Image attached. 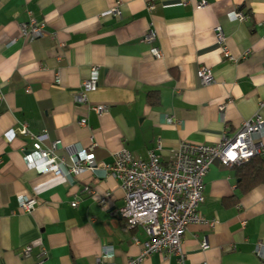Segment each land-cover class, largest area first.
Here are the masks:
<instances>
[{
    "label": "crops",
    "instance_id": "0c3cea01",
    "mask_svg": "<svg viewBox=\"0 0 264 264\" xmlns=\"http://www.w3.org/2000/svg\"><path fill=\"white\" fill-rule=\"evenodd\" d=\"M118 1L117 24L102 27ZM236 13L245 21L232 20ZM31 21L42 37H32ZM150 33L155 41L148 43ZM203 67L213 72L207 87L198 79ZM94 68L98 89L84 103L82 85ZM262 104L264 0H0V264H128L141 255L134 240L148 241L142 228L130 230L114 214L124 196L115 178L29 170L23 150L33 151L31 136L46 135L45 149L61 142L56 157L68 166L93 143L100 167L124 151L146 161L158 143L168 166L183 143L216 145L258 113L264 121ZM236 174L218 161L210 167L203 222L188 229L184 264H264L255 252L264 247V185L242 196ZM23 198L40 206L23 214ZM27 246L31 257L23 261ZM142 264L180 261L154 254Z\"/></svg>",
    "mask_w": 264,
    "mask_h": 264
},
{
    "label": "built area",
    "instance_id": "2783aa9c",
    "mask_svg": "<svg viewBox=\"0 0 264 264\" xmlns=\"http://www.w3.org/2000/svg\"><path fill=\"white\" fill-rule=\"evenodd\" d=\"M121 1H118L112 9L110 17L100 18L102 27H113L121 17ZM206 3L198 5L197 9L202 10ZM243 13H236L232 16L234 21H245ZM30 34L37 39L42 37V27L35 21H31ZM26 26L24 33L26 34ZM216 39L223 47L224 55L229 56L225 46L223 29H215ZM148 43L155 41V35L150 33L145 38ZM152 54L156 59H161L159 49H153ZM98 69H92V79L82 85V102L86 103L88 95L98 89ZM198 79L203 87L214 83L213 72L206 68H200ZM59 83V79H57ZM264 109V104L260 110ZM97 113L107 111L105 107L94 109ZM224 108L220 109L223 113ZM85 121L81 124L85 125ZM172 123V120L167 122ZM22 135H29L26 128L21 129ZM14 132L7 134V141L15 138ZM34 145L33 151L29 154L23 150L27 167L40 174L51 173L55 177L63 176L64 173L70 176H79L86 172H103L107 177L118 180L123 191V198L116 201L113 212L119 216L130 230L142 228L148 237V241L141 244L134 240L135 245L141 247V255L137 260L128 264H142L154 254L165 257H178L180 264H184L185 256L182 246L188 229L192 225L201 224L203 219L199 216V210L205 203V178L210 167L215 162H220L228 168L240 167L249 163L263 153L264 121L259 113L250 121L246 122L242 129L231 138H224L216 145H192L183 143L175 156V160L168 166L162 165L157 154L161 150V143L157 144L156 150L149 153L146 161L135 160L126 151L114 155L115 162L112 165L98 166L94 152L96 144H92L73 159L71 166L64 160L56 157V152L61 147V142L44 146L47 143L46 135L31 136ZM69 168V169H68ZM67 171V172H66ZM236 189V188H235ZM108 198L100 200L101 206L108 205ZM40 206L36 198H23L19 202V211L23 214H30ZM78 203H73L76 208ZM206 249V243L202 244ZM32 247L22 249L20 256L23 261L31 257ZM256 255L264 258V247H256ZM105 258H112L110 249L104 250ZM42 264V263H36Z\"/></svg>",
    "mask_w": 264,
    "mask_h": 264
},
{
    "label": "trees",
    "instance_id": "16d2710c",
    "mask_svg": "<svg viewBox=\"0 0 264 264\" xmlns=\"http://www.w3.org/2000/svg\"><path fill=\"white\" fill-rule=\"evenodd\" d=\"M153 95H150L152 99ZM237 189L244 196L264 185V158L258 156L249 163L236 167Z\"/></svg>",
    "mask_w": 264,
    "mask_h": 264
}]
</instances>
